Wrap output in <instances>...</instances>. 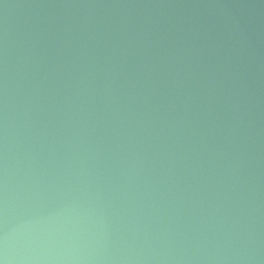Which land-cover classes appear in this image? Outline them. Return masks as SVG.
I'll return each mask as SVG.
<instances>
[{"label": "water", "instance_id": "95a60500", "mask_svg": "<svg viewBox=\"0 0 264 264\" xmlns=\"http://www.w3.org/2000/svg\"><path fill=\"white\" fill-rule=\"evenodd\" d=\"M0 264H16L5 244L0 238Z\"/></svg>", "mask_w": 264, "mask_h": 264}]
</instances>
